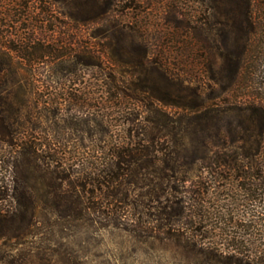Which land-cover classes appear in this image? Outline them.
<instances>
[{"label": "rangeland", "instance_id": "1", "mask_svg": "<svg viewBox=\"0 0 264 264\" xmlns=\"http://www.w3.org/2000/svg\"><path fill=\"white\" fill-rule=\"evenodd\" d=\"M17 3L0 0V264H264V23L236 81L247 37L223 3Z\"/></svg>", "mask_w": 264, "mask_h": 264}, {"label": "trees", "instance_id": "2", "mask_svg": "<svg viewBox=\"0 0 264 264\" xmlns=\"http://www.w3.org/2000/svg\"><path fill=\"white\" fill-rule=\"evenodd\" d=\"M16 1L18 2L17 5H21L23 3V0ZM207 2L210 5V8H212L213 15L219 12L218 9L222 5L220 3H223L226 10L224 14L228 15V17L232 20L231 22L233 27H235L236 31L239 34L244 33L247 37L246 41L239 47L237 64L233 72L234 80L239 81L244 73V64L251 52L250 47L252 46H250L249 44L250 39L256 38L257 34L262 31L261 25L264 23V21L260 19L261 17H264V0H207ZM206 33L210 35V31H208V29ZM221 54L223 56L224 65L228 64L230 61V56L228 55V53L223 52ZM200 108H196V110L190 109L191 112H194V117L191 121L194 124H199L203 116V113L200 112ZM251 112L254 114L257 126L264 129V107L262 105L252 106ZM118 159L119 160H117L111 166V168H113V170L117 172V174H119L118 170L119 168H122L121 164L124 162L127 164V166H129V168H127L126 170L133 169V171H137V168H139L141 164V159L137 158L134 154H132L131 159H129L126 158V155L124 153H119ZM134 164H137L138 167L136 165L131 167V165ZM238 166L237 168H239ZM77 202L80 207L85 208L84 200L82 198L79 197L77 199Z\"/></svg>", "mask_w": 264, "mask_h": 264}]
</instances>
